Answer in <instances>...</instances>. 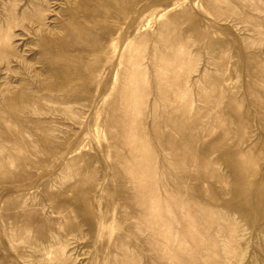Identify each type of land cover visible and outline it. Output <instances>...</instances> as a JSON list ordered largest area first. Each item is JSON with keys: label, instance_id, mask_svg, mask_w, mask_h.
Returning <instances> with one entry per match:
<instances>
[{"label": "rangeland", "instance_id": "obj_1", "mask_svg": "<svg viewBox=\"0 0 264 264\" xmlns=\"http://www.w3.org/2000/svg\"><path fill=\"white\" fill-rule=\"evenodd\" d=\"M0 264H264V0H0Z\"/></svg>", "mask_w": 264, "mask_h": 264}, {"label": "bare ground", "instance_id": "obj_2", "mask_svg": "<svg viewBox=\"0 0 264 264\" xmlns=\"http://www.w3.org/2000/svg\"><path fill=\"white\" fill-rule=\"evenodd\" d=\"M253 1V0H252ZM253 8H255V9H259L260 7H256L255 5L253 6ZM243 9H245V6L243 7ZM249 11H250V9H249ZM247 12V11H246ZM262 12V11H261ZM245 13V12H244ZM254 18V17H253ZM256 18V17H255ZM257 20V19H256ZM253 21V20H252ZM248 22V21H247ZM246 23V22H245ZM260 25V24H259ZM254 26H256V22H255V25ZM253 26V27H254ZM260 27V26H259ZM259 27H257V28H259ZM255 28V27H254ZM253 29V28H252ZM255 33V32H254ZM123 41V40H122ZM125 54V53H124ZM124 57V56H123ZM128 57V56H127ZM130 64V63H129ZM127 65V64H126ZM128 68V67H127ZM133 73V72H132ZM134 76V75H133ZM138 77V76H137ZM144 153V152H143ZM134 175V174H133ZM144 185V184H143ZM146 196V195H145ZM148 197V196H147ZM155 215V214H154ZM151 216V215H150ZM152 218H153V215L151 216ZM154 219V218H153ZM153 228H154V226H153ZM158 228V227H157ZM152 230V229H151ZM154 230V229H153ZM158 231V230H157ZM157 233V232H156ZM159 234H160V231H159ZM158 235V234H157ZM161 235V234H160Z\"/></svg>", "mask_w": 264, "mask_h": 264}]
</instances>
